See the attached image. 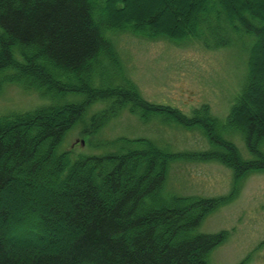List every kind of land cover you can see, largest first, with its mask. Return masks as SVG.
<instances>
[{"label":"trees","instance_id":"1","mask_svg":"<svg viewBox=\"0 0 264 264\" xmlns=\"http://www.w3.org/2000/svg\"><path fill=\"white\" fill-rule=\"evenodd\" d=\"M117 32L208 48L252 36L246 80L226 120L207 104L188 115L146 101L111 37ZM6 82L48 102L0 115V264H210L229 232L198 228L237 198L247 175L264 171V0H0V90ZM98 100L108 107L88 116ZM126 108L144 121L198 128L212 148L173 152L120 137L104 154L72 160L59 150L70 130L97 132ZM223 127L239 131L255 158L244 159ZM178 159L233 168L231 191L164 196Z\"/></svg>","mask_w":264,"mask_h":264},{"label":"rangeland","instance_id":"2","mask_svg":"<svg viewBox=\"0 0 264 264\" xmlns=\"http://www.w3.org/2000/svg\"><path fill=\"white\" fill-rule=\"evenodd\" d=\"M111 37L127 74L146 101L171 105L188 115L207 104L222 123L245 83L249 49L254 40L245 35L228 46L208 48L197 40L176 44L169 39H149L129 32L111 33ZM47 102L36 90L6 82L0 90V115L32 110ZM108 105V101L102 100L92 103L88 116ZM220 133L238 146L244 159L255 158L239 131L223 127ZM120 137L150 138L173 152L212 148L208 136L198 128H184L160 116L144 121L126 108L97 132L85 135L81 126L70 130L59 150H70L72 160L104 154L117 147L109 142ZM261 148L264 151V142ZM233 179V168L222 162L178 159L170 164L163 194L226 195L232 189ZM222 230L229 234L210 253V264H239L242 260L246 264H264V171L247 175L237 198L210 212L198 228L209 233Z\"/></svg>","mask_w":264,"mask_h":264}]
</instances>
